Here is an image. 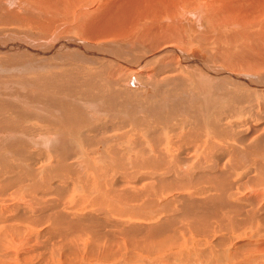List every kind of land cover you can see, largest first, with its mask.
Masks as SVG:
<instances>
[{"label":"bare ground","instance_id":"1","mask_svg":"<svg viewBox=\"0 0 264 264\" xmlns=\"http://www.w3.org/2000/svg\"><path fill=\"white\" fill-rule=\"evenodd\" d=\"M202 2L0 0V264L50 225L66 264H264V0ZM203 137L231 153L182 187L174 143ZM125 174L148 179V204L113 198Z\"/></svg>","mask_w":264,"mask_h":264},{"label":"rangeland","instance_id":"2","mask_svg":"<svg viewBox=\"0 0 264 264\" xmlns=\"http://www.w3.org/2000/svg\"><path fill=\"white\" fill-rule=\"evenodd\" d=\"M203 2L202 3H204V5H206V4H208V2H212L213 0H202ZM206 1V2H205ZM184 4V3H183ZM195 4H197V3H195ZM207 6V5H206ZM189 17V16H188ZM201 17H206V18H204V19H207V13L205 12V14L203 13V15L201 16ZM190 18V17H189ZM236 26V27H235ZM235 26H233V28L234 29H236L238 26L237 25H235ZM261 27H259V26H257L256 27V29L255 30H259ZM248 41V40H247ZM246 41V42H247ZM241 42V41H240ZM247 43H249V42H247ZM217 64V63H216ZM240 67V66H239ZM238 68V67H237ZM0 78H2V76H0ZM188 82H190V81H188ZM136 84H138V83H135V84H133V85H135V87H136ZM206 86V85H205ZM208 86V85H207ZM206 86V87H207ZM213 86V85H212ZM176 88H178V86H173V90L174 89H176ZM27 90V89H26ZM30 90V89H29ZM177 90V89H176ZM176 90L173 92V95H171V97L174 99V94L176 93ZM4 91H6V92H9V90H4ZM24 93H25V91H23ZM27 93L29 92L28 90L26 91ZM30 92H32V90H30ZM26 93V94H27ZM31 94V93H30ZM159 94L160 95H162L163 93H162V91H160L159 92ZM213 97L214 98H216V100L218 99H221L220 97H217V96H215V95H213ZM175 99H178V98H176L175 97ZM174 99V100H175ZM147 100V102L146 103H148V99H146ZM144 102H145V99H144ZM161 102V103H160ZM228 103V102H227ZM226 103V105H229V103L227 104ZM158 104V105H157ZM160 104V105H159ZM162 105V101H161V99H158V100H156V106H158V107H160ZM198 105H199V107L201 106V104L198 102ZM155 106V107H156ZM186 106V105H185ZM174 109H176V107H175V105H173L172 106ZM201 108V107H200ZM185 109H187V107L185 108ZM234 114H231V115H227L228 116V118H227V116H226V121H229L231 118H232V116H233ZM236 117V116H235ZM235 119H239V118H235ZM34 121H38V120H34ZM255 122H257V120H254ZM31 123V122H30ZM30 123L28 122L27 123V125H30ZM250 126H249V124H247V125H245V130H247L248 128H249ZM32 128V127H31ZM30 128V126L25 130V132L26 133H28V134H36V133H38L39 131H41V130H37L36 128H32L31 129ZM239 129L238 128H236L235 129V131H238ZM30 131V132H29ZM33 131V132H32ZM229 131V130H228ZM146 133V132H145ZM34 134V135H35ZM227 136L230 138V133L229 132H227ZM32 137V139H38V138H35L34 136H31ZM30 137V138H31ZM39 138H41V136L39 137ZM95 138V137H94ZM94 138H93V140H94ZM133 139H134V137H133ZM177 139V138H176ZM96 140V139H95ZM184 141V140H183ZM218 141V143H220L221 141H219V140H217ZM228 141V140H227ZM125 142H127V141H124V143ZM165 141L164 140H162L161 141V143H162V148L161 149H165V143H164ZM176 142V141H175ZM200 142L202 143V144H204V145H206V146H209V148L207 147V149H187V148H182V145L180 146L182 149H177V145L174 143V146H173V148L172 149H174L172 152H173V158H171V159H169V162H170V166L169 167H167V168H171V169H173V170H175L176 172H177V177H176V179H175V181H177L178 183H179V181H180V186H182V184H181V182L182 181H186L187 180V176L185 177V174H186V172H188V171H190V173H192L191 175L193 176V178H195L196 177V170H195V167H198V165L200 164V163H202L204 160H203V157L205 156V157H210L212 160H214L215 162H217L218 160H219V156L220 155H218V153L219 154H221V153H225V155L227 154V157H228V155L231 153V152H229V154H228V152H227V150L229 149V147H228V149H223L222 150V145H220V146H216V149H214V145H212V144H210L209 145V142H207L205 139H204V137L203 138H201L200 139ZM213 142H216V140L213 138ZM229 142V141H228ZM217 143V142H216ZM33 144V143H32ZM112 145L113 144H115V143H111ZM109 145V147L110 146H112V145ZM123 144V143H122ZM163 144H164V148H163ZM131 146H132V150L130 149V151H132L133 153L135 152V151H137L138 152V149H137V147H136V144H130ZM7 146V145H6ZM139 148H145L144 147V145H143V142H142V144L140 143L139 145H137ZM213 146V147H212ZM108 147V148H109ZM119 147H120V145H119ZM224 147V146H223ZM225 147H226V145H225ZM176 148V149H175ZM211 149V150H210ZM218 149V150H217ZM111 150L112 149H108V152H111ZM216 150V151H215ZM220 150V151H219ZM230 150V149H229ZM228 150V151H229ZM232 150H235V149H232ZM237 150V149H236ZM264 150V149H263ZM31 151H32V153H34V152H36L34 149H31ZM124 151H128V149L126 148ZM164 151H166V150H164ZM217 151H218V153H217ZM206 154H205V153ZM211 152H213V154L211 153ZM221 152V153H220ZM28 154H31V152H29ZM216 154H217V156H216ZM209 155V156H208ZM239 155H241V157L242 158H244V159H246L247 160V163L249 162L248 161V159H247V157H246V155H245V149H242V151H240V150H237L235 153H234V155H233V157H231V156H229V159L228 160H232V158H234V159H239L240 158V156ZM18 156V155H17ZM218 157V158H217ZM187 158H189L190 160H188ZM16 159V155L14 156V158H12V160H15ZM158 160H160L161 158H160V156H158V158H157ZM217 159V160H216ZM227 159L225 160V161H227ZM200 160V161H199ZM240 160V159H239ZM30 161V160H29ZM48 161V160H47ZM198 161V162H197ZM31 163H32V161H30ZM194 163V164H193ZM204 163V162H203ZM202 163V164H203ZM204 164H207V163H204ZM248 165H249V163H248ZM246 167H247V170L250 168V165L249 166H247V164H246ZM148 169H152V166H148V165H146V166H144L143 167V169L141 170V173H139V176H148ZM150 171V170H149ZM111 173V172H110ZM141 174V175H140ZM124 176V177H123ZM126 177H128V179L126 178ZM49 180L51 179L49 176L47 177ZM120 185L121 186H123V187H121V186H115V187H118L119 189L115 192V191H112V196H113V198H117V199H119V200H124L125 202H128V203H131V204H138L139 203V205L141 204H143L142 205V207L146 204L145 202H147V204H148V187H147V191H145V192H143V194L141 195V193H139V192H141L142 191V189H141V184H143L144 186H148V184L147 183H149V181H148V179H147V181L145 180V181H143L142 180V182H140V181H138V180H140L141 178H139L138 176L136 177L138 180H135L136 182H134V180L132 179V178H130V176L129 175H127V174H125V175H121L120 177ZM122 181H124L125 182V184H124V182L122 183ZM126 182H128V183H126ZM144 182L146 183V184H144ZM54 183H57V184H55V187H56V189L54 190L55 191V193H54V196H55V198H56V200H57V202L58 201H63L62 203H63V206L62 207H64V206H68V205H71L69 202H68V204H66L67 202H65L64 203V201L65 200H63V198L65 197V198H67L66 196V194H67V192H69V190L75 185V184H71V183H69V184H67V185H64V186H62V182L61 181H59V180H57V182H54ZM104 183V182H103ZM134 185H132V184ZM126 184H128L127 186H125ZM70 185V186H69ZM111 184H108L107 185V188L108 189H111V188H113L114 186H112ZM132 186V187H131ZM136 186V187H135ZM179 186V187H180ZM60 187H61V189H60ZM127 187V188H126ZM178 187V188H179ZM183 187V186H182ZM129 188V189H128ZM178 188H177V192L178 193H176V191H175V193L176 194H182L181 192H183V193H185V192H187V191H189V189H187V188H183L182 190H180V191H178ZM59 189V190H58ZM66 189V190H65ZM137 189H139V190H137ZM141 190V191H140ZM65 191V192H64ZM128 191H130V192H128ZM132 191V192H131ZM12 192V191H11ZM136 192H138V193H136ZM57 193H58V195H57ZM64 193V195H62V194ZM128 193H131V194H129L128 195ZM147 194V195H146ZM66 195V196H65ZM116 195V196H115ZM145 195V196H144ZM64 196V197H63ZM119 196V197H118ZM131 196V197H130ZM135 196V200L133 199V197ZM136 196H138V197H136ZM63 197V198H62ZM147 199H146V198ZM58 198V199H57ZM60 198V199H59ZM144 198V199H143ZM177 198H179V197H177ZM69 199V198H68ZM126 199L128 200V201H126ZM133 199V200H132ZM142 199V200H141ZM130 200H132V202H130ZM140 200V201H139ZM146 200V201H145ZM110 203H112V201L110 200L109 201ZM138 202V203H137ZM109 203V204H110ZM135 207V206H134ZM133 207V205H130V207H129V209H135V210H137V208L135 207L134 208ZM108 209L107 210H109L113 215L115 214L114 212V210L112 209V208H110V207H107ZM91 209H94V210H96L97 209V207L95 206V207H93V208H91ZM112 209V210H111ZM128 209V210H129ZM75 212H79V211H77V210H74ZM73 211V212H74ZM138 211V213H139V210H137ZM68 212H69V210H68ZM135 212V211H134ZM136 213V212H135ZM140 213H142V214H139L140 216L141 215H144L143 213H144V211H141L140 210ZM146 217V216H145ZM142 217H139L138 218V220L140 221V222H145V220H143V219H141ZM31 227V226H30ZM40 227V226H39ZM51 227H52V225H50V226H46V228H44L43 229V231H41V232H38L40 235H38V236H40V237H38L37 236V238L36 239H34L33 241L35 242V243H33V245H32V243L31 244H29V247H30V249H32V251L31 252H28L29 250H27V251H23V253H22V260H18V261H12L11 259H7V261H12V262H16V263H19V261H20V263H23L24 262V264L26 263V264H34V262L36 263L37 261H42V260H46V264H66V263H64L65 262V254H63V253H65V252H63L62 254H61V256H59V254H58V256L55 254V253H57L56 252V249L54 250V251H52V249L55 247H52L53 245H50V242H51V244H54V241H55V239H54V234H51L50 235V233H47L50 229H51ZM41 229L43 228L42 226L40 227ZM48 228H49V230H48ZM53 228V227H52ZM5 229L6 228H4V231H5ZM30 230H31V232H32V234L33 233H36V232H34L31 228H30ZM45 232V233H44ZM43 234V235H42ZM45 234V235H44ZM44 236L46 237V238H44ZM27 238H29L28 236H26ZM25 237V238H26ZM33 237V236H32ZM44 238V239H43ZM52 238V239H51ZM5 239H9V237L7 236ZM41 239V240H40ZM42 239H43V241H42ZM54 239V240H53ZM51 240V241H50ZM50 241V242H49ZM46 242H49L48 244L50 245V246H48V244H46L48 247H46V245H45V243ZM78 242H81V244L79 245V248L80 249H83L84 247H83V243H82V241H81V239H78ZM27 243V240L25 241L24 240V243L23 244H26ZM37 243H38V245H37ZM44 243V244H43ZM90 242L89 241H87L86 240V245H88ZM6 245H9V244H6ZM31 245V246H30ZM27 246V245H26ZM46 248H45V247ZM38 247V248H37ZM51 247H52V249H51ZM10 248H12V246H10ZM36 249H37V251H36ZM47 250V251H46ZM45 251V252H44ZM43 254H42V253ZM46 253V254H45ZM64 257V258H63ZM81 257H82V262L81 263H83V264H93V263H99V264H108V263H103L102 261H101V259H95V260H93V259H87V260H85V258L84 257H86V253L84 252L82 255H81ZM85 260V261H84ZM81 263H79V264H81ZM77 264V263H76Z\"/></svg>","mask_w":264,"mask_h":264}]
</instances>
